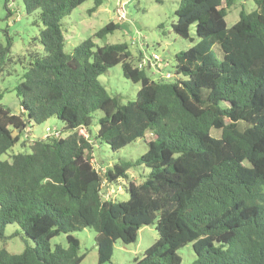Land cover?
Returning a JSON list of instances; mask_svg holds the SVG:
<instances>
[{
	"label": "trees",
	"instance_id": "1",
	"mask_svg": "<svg viewBox=\"0 0 264 264\" xmlns=\"http://www.w3.org/2000/svg\"><path fill=\"white\" fill-rule=\"evenodd\" d=\"M84 1L22 0L27 14L37 12L42 27L34 39L44 53H27L14 87L19 112L0 103V240L16 224L35 245L20 253L0 248V264H81L86 254L72 233L86 228L103 264L117 240L135 242L152 223L156 239L131 264H180L178 250L188 243L190 264H264V0L231 26L225 15L233 0H181L172 30L192 41L194 27L198 39L175 53L168 78L156 80L127 43H95L117 22L63 50L61 19ZM102 2L93 0L91 11ZM8 62H15L9 38L0 42V70ZM117 64L139 84L126 103L97 80ZM50 117L63 127L30 139L32 125ZM147 131V149L134 161L93 166L90 139L115 151ZM17 143L20 150L1 159ZM140 167L148 173L131 179L129 170ZM117 181L128 198H103V184ZM60 234L65 246L51 247Z\"/></svg>",
	"mask_w": 264,
	"mask_h": 264
},
{
	"label": "rangeland",
	"instance_id": "2",
	"mask_svg": "<svg viewBox=\"0 0 264 264\" xmlns=\"http://www.w3.org/2000/svg\"><path fill=\"white\" fill-rule=\"evenodd\" d=\"M181 0H103L102 4L94 11L93 0H85L71 12L61 19L62 34L64 37L63 50L70 52L71 49L82 40L93 36V34L109 21L117 22L118 28L108 33L103 38H95L97 45L125 42L132 54L142 53V62L149 61L150 67L146 72L152 79L163 78L165 73L174 71L175 53L193 45L198 39L195 36L194 27L190 28L189 39L177 35L171 27L175 22V9ZM256 0H233L232 4L226 8L225 21L227 26H231L237 21L239 12L256 9ZM123 14L119 17V11ZM37 21V22H35ZM42 27L38 20L37 12L27 14L24 10L22 0H0V42L5 43L10 39V54L13 61L2 66L0 70V103L9 107L14 113L19 112L18 99L14 87L21 79L24 67L28 61L27 53L36 51L43 54L41 44L34 39ZM215 49V48H214ZM154 54V59L148 57ZM20 57L22 63L16 62ZM98 82L110 94L120 97L122 103L134 99L139 88L138 83L125 78L122 74L120 64L109 67L104 73L97 77ZM99 111L93 114L89 129L94 134L98 126ZM64 123L56 117H50L40 124H33L27 131L30 139L45 137L48 133L45 127L61 129ZM80 134L86 136L84 129L79 130ZM211 135L216 136V131L211 128ZM67 132L61 133L62 136ZM24 136V135H23ZM22 136V138H24ZM151 137V132L147 131L145 138L137 139L126 146L111 150L105 143L96 144L89 136L92 144L91 158L93 166L103 171L106 166H110L118 160L134 161L141 153L147 149V140ZM20 150L19 143L15 144L6 154L1 155V159H8L9 154ZM144 170L148 173V168H131L129 175L131 179L139 180V172ZM102 197L114 200H126L128 194L122 182L114 184H103ZM80 242V251L84 252L85 258L81 264H97L96 249L94 245V231L86 228L72 233ZM3 240H0V248L6 249L10 253H20L25 243L34 246L30 239L23 238L20 228L16 224H8L4 228ZM157 234L155 224L144 225L139 228L135 242L124 244L117 240L114 243L113 253L109 262L103 264H131L135 257H140L146 247L151 245ZM61 244L65 246V235L60 234L50 240V246ZM181 256L180 264H190L194 260L192 244L181 247L178 250Z\"/></svg>",
	"mask_w": 264,
	"mask_h": 264
},
{
	"label": "built area",
	"instance_id": "3",
	"mask_svg": "<svg viewBox=\"0 0 264 264\" xmlns=\"http://www.w3.org/2000/svg\"><path fill=\"white\" fill-rule=\"evenodd\" d=\"M118 13H119V17H120V15L123 14V12H122L121 10H120ZM154 56H155V55H153V57H154ZM164 76H165V78H168V77H169V73L165 74ZM45 131L49 132V131H50V128L46 127V128H45ZM54 134L57 135V134H58L57 131H54Z\"/></svg>",
	"mask_w": 264,
	"mask_h": 264
}]
</instances>
